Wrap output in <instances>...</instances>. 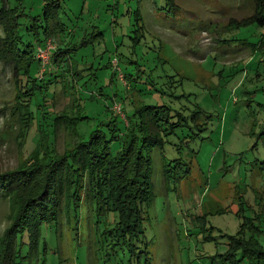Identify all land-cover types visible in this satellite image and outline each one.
<instances>
[{
  "label": "rangeland",
  "instance_id": "1",
  "mask_svg": "<svg viewBox=\"0 0 264 264\" xmlns=\"http://www.w3.org/2000/svg\"><path fill=\"white\" fill-rule=\"evenodd\" d=\"M2 1L0 10L14 6ZM174 1L175 10L164 0H59L63 31L35 45L30 78L13 77L2 41L12 16L0 12V174L42 166L97 129L120 136L114 155L131 133L126 115L146 104L176 125L149 152L153 196L139 238L116 234L118 214L96 222L89 204L68 203L15 264H247L252 245L264 251V24L247 22L254 0ZM41 2L23 0V10L37 14ZM17 89L24 125L11 112ZM32 190L0 195V238Z\"/></svg>",
  "mask_w": 264,
  "mask_h": 264
},
{
  "label": "trees",
  "instance_id": "2",
  "mask_svg": "<svg viewBox=\"0 0 264 264\" xmlns=\"http://www.w3.org/2000/svg\"><path fill=\"white\" fill-rule=\"evenodd\" d=\"M13 1L14 6L0 10L5 17L12 16L4 24L3 30L7 38L2 41H7L6 50L10 49L6 52L14 63L13 77H29L30 64L38 62L32 58L38 52L35 45L45 47L47 36L63 31L58 14L60 3L59 0H42L40 11L30 15L23 10V0ZM164 1L168 10L177 8L174 0ZM3 3L0 0V9L3 8ZM254 3L255 11L247 22L255 21L263 25L264 0H254ZM21 31H24L26 39H23ZM29 36L35 40V44ZM60 50L57 47L50 52L54 65L59 63L57 56ZM20 94V89H17V102L11 107L14 111L11 112L14 114L18 111L24 125L29 118L28 109L22 114V108L18 107L19 101H22ZM163 110L162 106L146 104L132 116L126 115L129 123L124 124V127L127 132L131 129V133L123 134L124 141L114 155L111 154L110 144L120 136H108L97 129L89 134L87 140L76 143L63 154L47 160L42 166H18L1 173V197L23 185L34 183L35 190L19 196V207L12 213L0 238V264H15L17 257L21 255V247L25 244L27 253L32 254L39 240L41 225L58 224L63 206L68 203L74 208L83 202L89 204L91 208L87 207V210L93 212L96 222L106 212L118 214L120 226L116 228V234L119 231L129 232L139 238L142 233L140 210L153 196L152 160L149 152L152 148L161 147L163 136L170 134L176 127L168 123ZM114 120L115 117L110 119L111 125L115 124ZM114 126L113 130H116L117 127ZM260 135H263L264 142V126ZM162 171H166L165 167ZM25 237L26 243L23 242ZM252 247L255 257L249 254L247 264H264V251L254 245ZM128 248L133 251L130 246Z\"/></svg>",
  "mask_w": 264,
  "mask_h": 264
}]
</instances>
